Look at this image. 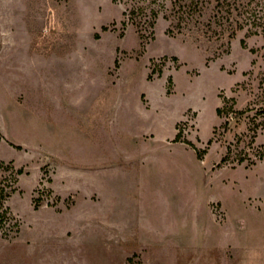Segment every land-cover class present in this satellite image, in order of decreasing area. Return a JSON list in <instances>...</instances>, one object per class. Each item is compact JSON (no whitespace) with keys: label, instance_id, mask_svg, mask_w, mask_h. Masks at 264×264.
<instances>
[{"label":"rangeland","instance_id":"rangeland-1","mask_svg":"<svg viewBox=\"0 0 264 264\" xmlns=\"http://www.w3.org/2000/svg\"><path fill=\"white\" fill-rule=\"evenodd\" d=\"M133 3L0 0V264H264V128L215 112L264 38L217 54Z\"/></svg>","mask_w":264,"mask_h":264},{"label":"trees","instance_id":"trees-1","mask_svg":"<svg viewBox=\"0 0 264 264\" xmlns=\"http://www.w3.org/2000/svg\"><path fill=\"white\" fill-rule=\"evenodd\" d=\"M156 2L157 0H134L133 5L124 14L137 29H143L145 26H151L158 15V9L154 6ZM163 16L170 18L168 32L189 31L196 39L208 43L217 54L228 52L230 40L237 30L245 29V36L261 35L264 38V0H171L169 14L164 13ZM240 43L244 46L245 39H240ZM251 51L254 52L255 49ZM234 104V97H223L222 104L216 107L215 112L217 116L225 118L223 125L226 126L233 115L247 114L249 128L253 130L250 136V142H252L257 129L264 128V70L258 87L251 93L246 106L236 109ZM178 137L179 133L174 140ZM211 141L212 138L208 139L207 143ZM261 150L257 155L264 157V149ZM226 158L227 155L222 160ZM245 159L246 157L240 156L237 162L242 163ZM0 166L5 169L8 164L5 165L3 161H0ZM21 172V169L15 171L16 174ZM11 176H13L12 173L0 174V206L2 200L9 195L8 189L12 188L11 185L7 188L11 183L9 182Z\"/></svg>","mask_w":264,"mask_h":264}]
</instances>
